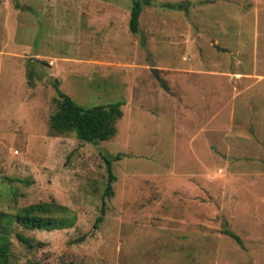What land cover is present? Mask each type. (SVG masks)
Wrapping results in <instances>:
<instances>
[{"label": "rangeland", "instance_id": "rangeland-1", "mask_svg": "<svg viewBox=\"0 0 264 264\" xmlns=\"http://www.w3.org/2000/svg\"><path fill=\"white\" fill-rule=\"evenodd\" d=\"M133 2L0 0L8 264H264V0H150L136 33ZM55 83L85 107L120 101L115 134L51 133ZM41 201L75 224L13 220Z\"/></svg>", "mask_w": 264, "mask_h": 264}, {"label": "trees", "instance_id": "trees-1", "mask_svg": "<svg viewBox=\"0 0 264 264\" xmlns=\"http://www.w3.org/2000/svg\"><path fill=\"white\" fill-rule=\"evenodd\" d=\"M142 4H150V0H134L129 18V29L132 33L138 31L139 17L141 14ZM57 89V109L49 118V129L53 134L74 133L76 137L86 142H97L111 138L116 131V121L122 116L121 102H110L102 105L82 106L75 102L69 95ZM120 155L117 154L113 160H118ZM108 169V182L104 191V196L113 194L112 181L115 176L112 172L111 160L105 159ZM106 212V201L102 200L100 215L96 218L95 225L102 221ZM0 212V264H8L9 249L6 242L8 218ZM13 220L28 229L39 230H57L73 226L76 222V214L66 205L55 201H41L32 203L21 208L13 216ZM6 223V225H4ZM229 234L240 243L239 237L228 230ZM4 234V235H3ZM17 239L32 247L34 243L30 238L23 234L15 233ZM85 234L79 236L76 240L82 241Z\"/></svg>", "mask_w": 264, "mask_h": 264}, {"label": "water", "instance_id": "water-1", "mask_svg": "<svg viewBox=\"0 0 264 264\" xmlns=\"http://www.w3.org/2000/svg\"><path fill=\"white\" fill-rule=\"evenodd\" d=\"M21 8H26L25 6H22Z\"/></svg>", "mask_w": 264, "mask_h": 264}]
</instances>
